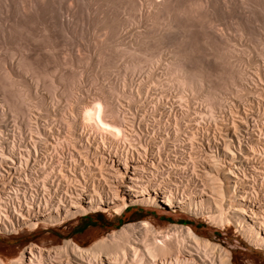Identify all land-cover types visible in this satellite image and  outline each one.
I'll return each mask as SVG.
<instances>
[{
  "label": "rangeland",
  "instance_id": "374dc122",
  "mask_svg": "<svg viewBox=\"0 0 264 264\" xmlns=\"http://www.w3.org/2000/svg\"><path fill=\"white\" fill-rule=\"evenodd\" d=\"M35 1L36 5L34 4ZM133 1H135V4ZM189 1L194 2V0ZM227 1L231 3L225 6L222 5L223 0L222 2L221 0H208L207 7H199V11L196 9L195 12L189 10V12H193L192 14L186 11L189 15L184 11L179 15L183 3L189 2L187 0L185 2L184 0H169L160 15L164 19L168 18H166V15L169 13L173 16H169L173 20L169 18L168 20L171 21L172 25L174 24V28L172 27L174 31L170 28V31L167 30L168 32L165 31L164 34L161 32V26H157L159 25L158 22L153 25L150 23L152 17V19L157 18L156 20L159 22L161 21L158 20L159 17V19H163L161 16H156V18L153 15L148 16V13L152 11L150 1L146 3L141 0L143 5L140 6V0H31V4L33 3V6H31V4L28 5L29 0H0V149L4 150L6 156L12 157L9 155L10 151L8 150L15 147V149L20 148L23 150L28 147L30 145L29 135L32 139L37 136V134L35 135L37 133L36 128H39L40 134L47 138L44 146L36 142L35 153L38 154L33 155V157L37 155L36 159L35 157L32 158L33 160L29 161L28 166L24 164L23 167L19 166V162L16 161L15 157H13L15 160L13 158L8 159V157L4 160L0 156V172H2L0 175H2V178L5 177V181L1 183L0 188L3 184H6L7 187V183L10 182L8 186L11 190L14 191L17 185L18 189L16 190H19L16 191L17 194L23 192L26 195L30 189L32 190L33 185L35 189H41L38 186L46 181L45 186L47 184L46 187L48 190L51 189L52 192V188L61 186L58 183L59 176L56 177L57 181L55 180L57 183L51 182L57 169H54L53 174L50 173L52 175L48 174L51 179L49 177V179H43L45 175L42 173L45 168L44 165H54L61 158L62 163L64 162L69 166L68 162L72 157L70 163L74 161L79 164L82 162H80L82 151L87 158L86 156L83 157L89 160L90 163L96 161V157L99 159L102 152L101 156L104 155L118 161L120 159L122 161L123 158L127 157L138 167L141 164L142 166H148H141L142 168H138V173L131 172L127 174V177L134 175L135 179L138 178V180L136 179L138 182L141 178L140 182L142 181L143 185L148 184V180L155 184L159 183V185L153 186L154 188H151V184H148L149 190H157L160 193L170 191L177 197L182 196L181 198H185L192 191L197 192L198 189L195 188L202 187L201 168L207 166L208 162L211 163L214 155V157H221L220 163L222 165H231L238 179L241 177L240 180L243 185L246 184L244 189L255 190L258 198L261 197L260 200L264 203V175L260 171L263 168L262 164H264V161L262 162L264 157L261 155L264 154L259 153H263L260 150L264 147V10L258 5L259 7L256 6V8L246 12L247 10H243L235 0ZM233 2L235 5L232 4ZM68 3L72 5L70 4V6ZM90 3H94L93 6ZM25 5L27 6L24 10L23 6ZM68 6L70 9H67ZM137 7H139L138 11L143 10L141 14L140 11L138 14L136 13L138 12ZM174 7L176 9L173 13L171 11ZM87 9L90 11H87ZM178 9L179 11H177ZM145 11H149L147 13L148 18ZM142 13H144V16ZM174 16H176V19ZM201 17L203 20L211 17L215 27L223 32V36L226 35L225 38L227 37L229 41L225 42V38L221 39L213 35L212 31L206 28L203 23L202 26ZM119 21L122 23L121 25ZM147 25L149 27H146ZM155 27L160 28V31ZM143 29L147 30L144 31ZM155 32L157 35H155ZM141 33L143 35L147 33L149 36L151 34V37L146 36L145 38L140 35ZM178 34L180 35L178 36ZM222 41L224 42L222 43ZM229 44L234 47V52L232 51L231 54L226 55L223 49L225 45ZM216 56L218 57L216 58ZM175 62L182 65L184 71L182 73L187 74V76H191L195 71L202 73L201 75L205 77L203 85L195 86V88L193 86L194 89L191 90L183 89L174 79L173 65H175ZM239 79L241 80L239 81ZM210 89L216 92L219 91L221 94L219 104L213 109V114L209 112L210 109L208 108V103L212 101L206 99V93L211 92ZM101 98L111 101L118 109L120 116L127 120L126 128L131 129V131L129 129L130 133L133 132L131 133L133 134L132 137L130 134L129 140L132 142H128L130 145L124 144V147L123 145L120 146L121 149L115 147L117 150L114 147L112 149L111 147L110 149L99 147L95 151L93 147H90L89 150L87 149L88 151L83 149L79 154L76 152L78 148H70L67 145L65 147L63 142L60 143L67 132L63 123L64 119H70L71 116V119L74 118V120L79 121L74 108L78 107L79 103L84 100L90 102L92 99ZM245 114L248 116L243 118ZM238 118L247 120H239ZM242 120V128H239L238 121ZM27 122H30L31 125H28ZM229 123L234 126L238 125L235 128L238 132L233 129L236 133L231 134L234 127L230 126ZM246 123L247 126H245ZM224 124L231 129L229 134L227 133L228 130L226 131L228 128ZM246 128L248 131H246ZM240 129L242 130L240 131ZM85 130L86 128L77 126L74 132L75 135H78V138L80 133L84 137L88 134L87 137L90 138V132ZM255 133L261 135L258 136ZM227 135L230 139L226 137ZM249 138H253V142ZM57 141L63 146L59 145L61 150L56 145ZM224 142L225 145L229 146L230 151L236 152L235 155L239 154V158L237 155L231 158L227 154L229 150H226V146L223 145ZM79 143L77 147L80 149L82 144ZM253 144L255 146L258 144L254 151L250 148ZM240 146L241 148H239ZM123 148L126 149L123 150ZM239 152L245 155V158ZM252 152L255 153V157L258 156L257 159L252 155ZM95 153L98 155L95 156ZM59 156L64 157L59 158ZM192 158L196 166L193 163L192 165L200 179L196 178L195 175L194 178L189 180L190 182H187L188 174L192 171L190 164ZM36 162H40V165ZM231 162L234 163L231 164ZM252 163V166H255L257 170L251 166ZM156 165L157 167H155ZM151 168H153L152 171ZM21 169L25 170L26 174ZM94 170L93 176H98L96 169ZM260 172L263 176H260ZM33 175L35 178H33ZM40 175H43L41 176L43 181H40ZM137 175H140V177ZM37 179L40 180L37 181ZM6 180L9 181L6 182ZM136 181L134 180L135 183ZM26 183L29 190L26 188ZM10 188H8L9 191H11ZM23 188L27 190V193ZM28 194L27 196H30ZM23 202L24 200L21 202V207H24L22 206ZM128 207L130 214L116 226L112 223L115 212L112 208H109L104 212H88L87 215L77 213L55 225L39 222V226L33 230L23 227L16 233L0 232V260L4 264L8 263L29 243L47 249L60 245L65 240H73L82 247H88L97 239L118 229L125 223H140L147 220L152 233L173 232L184 239H188L186 231L174 228L172 224L190 226L201 238L207 239L215 245H220L229 251L233 264H264V248L248 243L233 225L221 228L209 221L204 215L194 214L187 209L169 207L164 204L153 205L136 202L128 204ZM21 212L25 213L24 210H21ZM82 215L86 217H82ZM165 218H169L171 221H167ZM178 219L188 220L191 224L177 223L176 220ZM173 239L175 240L177 237ZM200 244L204 249L203 243L200 242ZM107 251L109 249H100L99 253L97 252L99 259L96 260L97 264H102L105 261ZM207 251L216 257L219 253L211 246L207 247ZM174 253L173 251L151 258L144 257L142 261H137L136 264H175ZM216 264H219L218 261Z\"/></svg>",
  "mask_w": 264,
  "mask_h": 264
},
{
  "label": "bare ground",
  "instance_id": "6f19581e",
  "mask_svg": "<svg viewBox=\"0 0 264 264\" xmlns=\"http://www.w3.org/2000/svg\"><path fill=\"white\" fill-rule=\"evenodd\" d=\"M30 1L31 0H29L28 5L31 4ZM32 1H34V0H32ZM88 1H90V0H88ZM114 1H116V0H114ZM130 1H132V0H130ZM144 1L146 2V0H144ZM148 1H150V4L152 5V7L150 6L152 8V11L150 10L151 11L150 13H148L149 11H147V12L145 11L147 18H148L149 15L150 16L153 15L155 18H156V16H161L160 15L161 12L166 8V4L169 2V0H148ZM170 1H172V0H170ZM196 1H198V0H196ZM196 1L194 0V2H193V1L187 0V2H189V3H186L185 0H184L185 4L183 3L182 8L179 7L181 10L180 11H179V9L177 10V11H179V15H181V12H183V11H184V13L189 12V10L195 12V11H197L196 9H198V11H199V7L203 8V6H206L208 4V0H203V1L200 0L199 2H196ZM101 2H103V1H101ZM133 2L135 4V1H133ZM221 2H222V0H221ZM235 2L237 4L239 3L240 4L239 6H241L243 10H247L246 12L251 11L252 8H256V6H258V5H260L262 7L261 9L264 10V0H235ZM22 3H24V2H22ZM140 3H141V0H140ZM229 3H231V2H229ZM229 3H228L227 0H223V4L222 5L227 6V4L230 5ZM5 4H8V3H5ZM32 4H31V6H33ZM34 4L36 5V1H35ZM68 4L70 5L71 3H68ZM92 4H94V3H92ZM170 4H172V3H170ZM174 4H176V3H174ZM232 4H234V2ZM141 5H143V4L141 3L140 6ZM26 6L27 5L23 6V9L26 8ZM234 7H232V8H234ZM68 8H69V6L67 7V9ZM138 9H139V7H137V11H138ZM174 9H176V8L174 7L173 11H171V10L170 11L174 13L175 12ZM204 9H206V8H204ZM225 9H227V8H225ZM257 9H260V8H257ZM71 10H70V12H71ZM66 11H68V10H66ZM72 11H74V10H72ZM87 11H90V10L87 9ZM139 11L136 12V13L138 14ZM141 11H143V10H141ZM141 11H140V14H141ZM26 12H27V10H26ZM240 12H241V10H240ZM147 13H148V16H147ZM189 13H191V12H189ZM198 13H196V14H198ZM62 14H63V12H62ZM143 14L144 13H142V15ZM169 14L166 15V18L168 17L169 19H172V18L169 17V16H171ZM176 14H178V13L176 12ZM129 15H131V14H129ZM187 15H189V14L187 13ZM126 16H128V15H126ZM262 16H263V14H262ZM132 17H130V18H132ZM161 17H163V16H161ZM171 17H173V16H171ZM194 17H195V15H194ZM152 18H151V22H150L151 25H153L154 23L158 22L159 25H157V26H159V27L161 26L162 30L164 29V31L161 30V32L164 33V34H165V31L166 32L170 31L169 29L170 28L172 29V27L174 26V24L172 25L171 21L168 20V18L164 19V17H163V19H159L160 18L159 17L158 20H161L162 22L161 21L160 22L157 21L156 20L157 18L156 19H152ZM174 18L176 19V16H174ZM198 18H199V16H198ZM206 18L203 20L202 17H201V24L203 23L204 25H206L205 27L208 28L209 30H211L212 31L211 33L213 35H215V36H217V37H219L221 39H224L226 35L223 36V32H221L220 30H218L215 27L211 17L208 18V19H206ZM145 19H144V21H145ZM190 21H191V19H190ZM187 22H188V20H187ZM193 22H195V21H193ZM64 23H65V21H64ZM119 23H120V21H119ZM121 24L122 23H120V25ZM203 24H202V26H203ZM148 25H150V24L148 23ZM148 25L146 27H149ZM154 26H156V25H154ZM118 27H119V25H118ZM165 27H167V29H165ZM205 27H204V29H205ZM156 28L159 29V31H160V28L155 27V29ZM145 30H147V29H145ZM152 30H154V29H152ZM156 31H158V30H156ZM208 32L210 33V31H208ZM143 33H145V32H143ZM147 33L149 34V32H147ZM147 33H146V35L145 34L143 35L142 33L140 35L144 36L145 38H146V36L147 37H151V34L149 36V35H147ZM158 34L162 35L161 33H158ZM153 35H152V37L154 38ZM155 35H157L156 32H155ZM160 35H158V36H160ZM179 35L180 34H178V36ZM208 35H210V34H208ZM142 36H140V37H142ZM225 40H226L225 42L229 41V40H227V37L225 38ZM223 42L224 41H222V43ZM173 48H174V46H173ZM221 48H222V45H221ZM171 49H172V47H171ZM189 49H190V47H189ZM233 49H234V47H232L230 44L229 45H225L224 49H223L224 50L223 52L226 55L228 53L231 54ZM180 51H181V49H180ZM174 54H175V52H174ZM172 55H173V53H172ZM217 57L218 56H216V58ZM226 57H230V56L228 55ZM173 66H174V68H173L174 69V79L176 80V82L183 89L187 88V89L191 90L193 88V86L195 88V86L198 87L202 83H204L203 80H204L205 77H203L201 75L202 73H199V71H195L193 69L195 72L192 73L191 76H187V74L182 73V72H184L182 70L183 69L182 65H179L178 62H177V64L175 62V65H173ZM196 69H197V67H196ZM184 70H185V68H184ZM200 72H201V70H200ZM238 72H241V71H238ZM234 73H236V72H234ZM213 80H215V79H213ZM240 80L241 79H239V81ZM216 87L218 88V86H216ZM212 89H210L211 92L206 93L207 94L206 95V99H210L209 101H212V102L208 103L209 107L208 106L207 107L210 109L209 112H211L213 114V109L215 108V106H217L219 104V99H220V95L221 94H220L219 91H218L219 92V94H218V92H216V91H214ZM95 98H97V97H95ZM74 109H76V111H74V112L78 116L77 118H78L79 121H76L77 120L76 117H75L76 120H74V118L71 119V116H70V119H66L65 118L66 119L65 120L63 118L64 119L63 123L65 125V128H66L67 132L63 136L64 138L62 139V141L60 140L61 141L60 143L63 142L65 144V147L67 145V147H70V148L71 147H73V148L75 147L76 149L78 148L77 149L78 151H76V152L81 154V151L83 149L85 151H88L89 150L88 148H90V147H93L95 149V151H96V149H98L99 147H101L103 149L104 148L110 149V147H111V149L113 147L114 148L115 147H119L120 148V146H122V145L124 147V144L125 145L126 144L130 145V143H128V142H132V141H129V140H130V134L133 133V132L130 133L131 129L130 128H126V121L127 120H125V118L123 116L122 117L120 116V113H119L118 109L116 108L115 105H113L111 103V101H108L107 99H102V98L101 99H92V101H90V102H87V101L84 100V101L80 102L79 106L74 108ZM72 110H73V108H72ZM242 114H243V112H242ZM246 114H248V113H246ZM246 114L243 116V118H246L248 116V115L246 116ZM71 115L73 116L72 113H71ZM28 117L30 118V116H28ZM243 118H238V119L241 120ZM243 120L242 121H238L239 128L243 124ZM245 120H247V119H245ZM29 121H30V119H29ZM231 121H233V120H231ZM44 123H46V122H44ZM129 123H130V121H129ZM230 123H232V122H230ZM27 124L31 125L30 122H27ZM251 124H252V122H251ZM36 126H37V124H36ZM38 126H40V125H38ZM77 126H81V128L82 127L86 128V130H88L90 132L89 133L90 138L87 137L88 134H87V136H86L87 138H86L81 133L79 134V138H78V135H75L76 133L74 132V129ZM225 126L227 127V125H225ZM230 126L234 127V128H232V130L234 129L235 131H237L235 128L238 125L234 126V125L230 124ZM245 126H247V123H246ZM226 127H225V129H226ZM215 128H216V126H215ZM129 129H130V131H129ZM243 129H244V127H243ZM27 130H28V128H27ZM234 130H233V132L231 134L234 133ZM241 130L242 129H240V131ZM218 131H220V130H218ZM226 131L229 134L231 129L228 128V129H226ZM246 131H248V129ZM36 132L37 133H35V135L37 134V136L35 138H33V139L29 135V137H30V139L28 138L30 140L29 141L30 145L28 146L29 148L26 147L23 150L20 149V148L19 149L18 148L15 149L16 147L15 148H10L8 150V151H10L9 155L12 156L10 158L8 156H6L7 154L5 155L3 149L2 150L0 149V156L3 159L6 158V157H8V159H11V158L15 157L16 161L19 162L18 163L19 166H22L23 164L28 166V163H29V161L32 158L35 157V159H36L37 155L34 156V157H33V155L34 154H38V153H35L36 144H37L36 142H39V144H42L44 146L45 143H46V140H47L46 137H44V136H42L40 134V129L39 128H36ZM46 132H47V130H46ZM189 133H191V132H189ZM132 135L133 134H131V137H132ZM236 135H235V137L238 138L237 137L238 135L237 136ZM256 135L260 136L261 134L259 135V133H258ZM229 136H231V135H229ZM226 137H228V135ZM255 138H257V137H255ZM249 139H251V138H249ZM252 139H251V141L253 142ZM259 139H256V140L258 141ZM190 140H192V139H190ZM58 141H57L56 145L58 146V149H60V146H62V145ZM79 142L82 144L81 148H80L81 150L79 149V147H77V144ZM225 142H224L223 145H225ZM240 144L241 143L239 142V145ZM56 145H55V147H57ZM253 145L255 146V144H253ZM253 145L252 146L250 145L251 146L250 148L253 149V151H254L258 144L255 147ZM23 146H26V145H23ZM225 146H226V150L227 149L229 150V146L227 144ZM128 147H131V146H128ZM239 148H241V146ZM115 149L117 150V148H115ZM124 149H126V148H123V150ZM251 149H249V150L252 151ZM259 149H261V148H259ZM242 150H244V149H242ZM246 150H247V148L245 149V151ZM136 151H138V150H136ZM260 151H263V153L259 152L260 154H264V147ZM256 152L257 151H255V153ZM49 153H50V151H49ZM235 153L236 152L229 150L227 154L230 155V157L232 158V157H235L237 155V154L235 155ZM255 153L252 152V155L254 156ZM46 154L48 155V153H46ZM57 154H56V156H57ZM101 154H103V153L101 152ZM101 154H100V156H101ZM240 154L243 155L242 153H240ZM249 154L251 155V153H249ZM257 154H258V152H257ZM81 155L82 156H81L80 162L81 161L82 162L79 163V164H77L74 161H72L73 163H70L71 160L73 159L72 156H71L72 159H70V162L67 161L69 163V166H68V164H64V162L62 163V159L60 158L62 156H59L61 161H60V159L57 160L56 161L57 163L54 164V165H49L48 166L47 164L46 165L42 164L45 167L44 170L42 169L43 171L41 170L42 173L45 174L43 179L44 178L49 179L50 178L49 175H52L53 174L52 172L54 171V169H57V172H55L56 175H54L55 174L54 173L53 174L54 177L52 176L53 179H51V178L50 179L52 180L51 181L52 183H53V181H54V183H57V182H55V180L57 181L56 177L58 178V176H59V180H58L59 182L58 183L61 184V186L58 184L59 187L56 186V187L52 188V192H51V189L48 190V188L46 187L47 184L45 186V182L46 181H43L42 177H41L43 175H40L41 180L39 179L40 181H43L42 182L43 184L41 186L40 185L38 186V187H41V189L39 188L40 190L36 188L38 190L37 192H36V189L34 188L35 186L33 185V188L30 186L32 188V190L30 189L31 192L29 193V191H30L29 187L27 188V183L25 184L27 190H29L28 191L29 194L27 193V190L25 188H23V189L30 196H27V194L25 195V193H23V192H22V194H17V192L19 191V190L18 191L16 190V189H18L17 185H16V189H14V191H13L8 186V183H10V182L7 183V187L5 186L6 184L5 185L3 184L1 186V188H0V232H4V233L15 232L16 233V232H18L19 229H22L23 227H26V228H28L30 230H33V229L37 228V226H39V222L41 224L55 225L56 223L63 222L66 218L72 217V216H74L77 213L86 214L88 212H98V211L104 212V211H107L109 208H112V210L117 214V213L121 212L124 208H126L128 206V204L137 202V203L153 204V205H160V204L162 205V204H164V205L169 206V207H180V208H183V209H187L189 212H192L194 214H198L199 213L201 215H204L209 221H211L212 223L218 225L221 228H226L229 225H233L235 227L236 231H239V233L242 234V237H244L248 241V243H251V244H253L255 246H260V247L264 248V203H263V201L261 202V200H260L261 197L258 198V194L255 192L254 189H253L254 191H252V190L249 191V190L244 189V185H246V184L244 183V185H243L242 181L240 180L241 177H239L240 179H238V177L235 174V170L233 169V167L231 165L230 166H228L227 164L222 165V163H220V158L221 157L218 158V157H214V155H213L212 162L211 163L208 162L207 166L204 164L205 166H203V168H201L202 173L200 174V177H201V186L202 187L195 188V189H198L197 192L192 191L185 198H181L182 196L181 197L180 196L177 197V195H175L173 192H170V191H164V192L161 191L162 193H160L157 190H153V189L149 190L148 189L149 186L147 187L148 184H151L150 187L154 188L156 185H159V183L155 184L154 182H151L150 180L147 179L148 180L147 181L148 184L143 185L142 181L140 182L141 178H139L140 180L138 182V181H136V179L138 180V178L135 179L134 175L127 177V174H129L131 172L134 173V171H135V172L138 173V170H139L138 168H140L142 166V164L139 167L136 166V164H134V162H132L130 159L128 160L127 157H125V159L123 158L122 161H121V159L118 161V160H115L114 158L111 159V158H108L107 156L105 157L103 155L101 157L99 156V159L96 157L95 158L96 161L93 158L94 162L92 161V162L89 163V160H86L87 156L83 155V151H82ZM97 155L98 154L95 153V156H97ZM83 156L84 157L86 156V158H84ZM203 156H205V155H203ZM243 156L245 158V155H243ZM261 156L264 157V155H261ZM51 157H53V156H51ZM256 157H258V156H256ZM238 158H239V156H238ZM240 158H241V156H240ZM248 158H250V156H248ZM37 160H38V158H37ZM34 161H36V160H34ZM263 161H264V159L262 160V162ZM45 162H46V160H45ZM239 162H240V159H239ZM246 162H248V161H246ZM37 163L38 162H36V164ZM39 163H38V165H40ZM192 163L194 164L193 158H192V162L190 163L192 167L189 165V167L192 168V169L190 168L192 171L188 174L189 177L187 176L188 177L187 180H186L187 182L190 179L194 178L195 175H196L195 176L196 178L199 176V175H197L198 173L195 172L196 170H194L195 168L193 167ZM233 163L231 162V164H233ZM241 163H242V161H241ZM154 164H153V166H154ZM243 165H244V163H243ZM252 165H253V163L251 164V166ZM47 166H48L49 169L46 168ZM145 166H142V167H145ZM194 166H196V165L194 164ZM234 166H235V164H234ZM248 166H250V165H248ZM146 167H148V166H146ZM155 167H157V165ZM252 167H254L256 169L255 166H252ZM262 167L263 168L262 169L260 168L261 169L260 171L264 175V164H262ZM153 168H151V171H152ZM197 168H199V167H197ZM241 168L243 169V167H241ZM23 169H21V170H23ZM92 169L93 170L96 169V173H98V176H95V177L93 176V170ZM28 170L30 171V169H28ZM31 170H33V169H31ZM181 170H182V168H181ZM23 172H24V174H26L25 170H23ZM261 172H260V174H261ZM0 173H2V172H0ZM35 173H36V171H35ZM50 173H52V174H50ZM150 173H152V172H150ZM24 174H23V176H24ZM38 174L39 173L37 172V175ZM262 174L260 176H263ZM27 175H26V177H27ZM0 176H1L0 177V185H1V183H3L5 181V177L2 178V175H0ZM138 177H140V175ZM200 177H198V178L200 179ZM33 178H35L34 175H33ZM7 179H8V177H7ZM260 179L262 180V178H260ZM21 180H22V178H21ZM26 180H29V179H26ZM39 180L37 179V181H39ZM134 180L136 181V183L134 182ZM7 181H9V180H6V182ZM171 181H173V180H171ZM254 182H256V181H254ZM34 183H36V181ZM39 184H41V183H39ZM55 185H57V184H55ZM188 185H189V183H188ZM11 187H13V186H11ZM50 187H52V186L50 185ZM8 188H10L11 191H9ZM162 190H163V188H162ZM14 192H16V193H14ZM22 200H24V202H25V203L23 202V205H22L24 207H21ZM19 207H21L22 209L19 208ZM21 210H24L25 213H22ZM172 226L174 228L184 229L186 231L188 239H184L183 237L180 238L177 233H173V232H164V233L162 232V233H155L154 234V233H152L150 231V226H149L148 221L147 220H143L140 223H125L122 226H120L118 229H116L114 231H111L107 235H104L101 238L97 239L96 241H94L88 247H82V246L78 245L77 243H75L73 240H65L62 244L56 245V246H53V247L47 248V249H43L41 246H39L37 244L29 243L28 245H26L25 247H23L19 251V254L17 256L11 258L8 261V263H6V264H97L96 260H99L97 256H98V253H99L100 249L101 250L102 249H109V251L106 252L107 256H105V258H104L105 261L102 262V264H104V263H106V264H136L137 261H142V259L144 257L151 258V257H155V256H157L159 254H164L166 252H173V251L175 252L174 253L175 264H216L217 261H218L219 264H233L232 263V259H231L232 258L231 257V253H229V251H227L226 249L222 248L220 245H215L214 243H210L207 239L201 238L190 226L181 225V224H172ZM174 237H177V239L174 240L173 239ZM178 237H179V239H178ZM200 242H202L203 246H205L204 249L202 248ZM208 246L213 247L214 249H216L219 252L217 257L212 255V254H210L207 251V247ZM129 256H131V257H129ZM0 264H4V263L0 260Z\"/></svg>",
  "mask_w": 264,
  "mask_h": 264
},
{
  "label": "crops",
  "instance_id": "0c3cea01",
  "mask_svg": "<svg viewBox=\"0 0 264 264\" xmlns=\"http://www.w3.org/2000/svg\"><path fill=\"white\" fill-rule=\"evenodd\" d=\"M128 207V206H127ZM130 214V209L128 208H124L121 212L119 213H115L112 217V223L114 226H116L117 224L123 222V219ZM87 215V214H86ZM82 217H86L85 215H82Z\"/></svg>",
  "mask_w": 264,
  "mask_h": 264
},
{
  "label": "trees",
  "instance_id": "16d2710c",
  "mask_svg": "<svg viewBox=\"0 0 264 264\" xmlns=\"http://www.w3.org/2000/svg\"><path fill=\"white\" fill-rule=\"evenodd\" d=\"M128 208V207H126ZM165 220L167 221H171L169 218H165ZM177 223H182V224H191V222H189L188 220H182V219H178L176 220Z\"/></svg>",
  "mask_w": 264,
  "mask_h": 264
}]
</instances>
